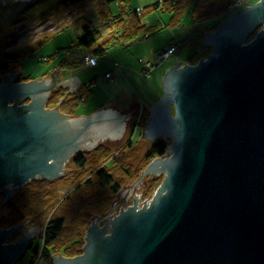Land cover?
I'll return each instance as SVG.
<instances>
[{
	"label": "water",
	"instance_id": "water-1",
	"mask_svg": "<svg viewBox=\"0 0 264 264\" xmlns=\"http://www.w3.org/2000/svg\"><path fill=\"white\" fill-rule=\"evenodd\" d=\"M226 17L203 33L213 52L175 62L159 101L141 106L140 117L150 112L141 136L171 138L170 156L151 159L116 199L124 203L149 172L165 173L150 204L138 208L134 195L102 225L92 215L82 252L55 253L56 264H264V0ZM18 73L0 82V205L31 179L61 177L69 158L99 139L116 146L137 109L118 100L69 116L45 106L57 70L38 81H15ZM27 220L0 228V264H13L39 231L34 223L7 242Z\"/></svg>",
	"mask_w": 264,
	"mask_h": 264
},
{
	"label": "rangeland",
	"instance_id": "rangeland-1",
	"mask_svg": "<svg viewBox=\"0 0 264 264\" xmlns=\"http://www.w3.org/2000/svg\"><path fill=\"white\" fill-rule=\"evenodd\" d=\"M34 1L36 0H0V17H3V20L5 21H9L11 20V16L17 14L20 11H23L29 4L33 3ZM158 1L160 2V0H128L127 5L125 6V3L122 0H112L106 4L103 3L102 0H84L77 5H73L70 8L61 10L57 14L48 16L42 23L37 25L34 24L33 20L27 21L25 23L19 22V24L17 22L15 24L16 33L14 42L18 45L20 43H26L29 40L37 39L45 33H48V35L50 36V38L46 40L42 46L38 47L31 56H28L27 58L22 60V64L21 66L19 65L18 69L22 72V75L24 77L28 76L30 77L29 80L32 79L33 81L42 80L46 73L51 74L54 69H67L69 71L74 70V75L77 73L80 74L78 76V79L82 84L86 83L88 79L91 78L90 73L93 74L95 72L97 74L96 81L93 84H89V86H93L92 88H90L92 91L90 89L89 91L87 89L85 90L90 93V98H88L89 100L87 99L88 101L86 100L85 102H80L76 107H69L73 110V116L76 117L78 115H89L95 109L101 108L104 105H109V103L117 102L118 100L123 101V104L125 105L124 100H127L128 98L130 103H126V108H137L135 109V111H129V116H132V119L129 120L127 124L126 128H128V125L134 118L139 119L142 111V107L136 106L137 104L133 102L134 99H137L136 102L139 103L141 99L144 100L145 102L143 104L145 105L150 104L149 107L146 106V108L150 110L153 104L159 101L161 97L160 95H163L164 93L162 84L167 70L171 69L177 61H179V65H183L186 63L194 64L188 62L190 61V58L195 52H200V50L206 48V44L203 43L204 40H201L202 37L197 32V29H199L200 26L204 25L206 28H208L216 21L212 20L203 23H199V21H191L192 19L190 16V5H194V1H191L187 6L183 7V9L181 10V17H179L178 21L173 20V18L175 17L174 9L162 12L161 10L152 7V4ZM200 2L201 4H205L203 0H200ZM251 3L254 4L251 0H237V4L233 6L230 12H238L243 9V7L250 5ZM143 7H145L146 10L141 16L142 23L151 26L150 28L152 33L147 32L146 35L142 33L143 35L139 36L137 39H133L132 41L126 42L121 40L116 44L113 43L111 45L112 47L109 46L106 53L96 55L98 61L96 67H87L82 58L84 53L83 48L73 46L77 34L81 33L83 30V25L89 21H93V18L101 15V13H107L109 16H116L119 14L121 17L126 18L128 12L138 10L137 13L139 14L140 10ZM171 14L174 16H172ZM219 19H221L222 21L223 17H219ZM221 21H219V23ZM104 22L105 21L102 20H99V22L97 23L94 21V27L92 28L93 31H98L105 34L107 32H113L114 30H116L115 26L113 27V25H110L112 23L111 21H108L106 23ZM170 45L174 46L175 51L168 56L160 57L158 53H160L162 49L168 48ZM150 46L153 48L152 50H150ZM112 48H114V50H112ZM212 50H210L204 57H201L198 60L208 57L210 53L213 52ZM118 51H120L121 53L119 54ZM85 52V54H89V52ZM150 54L152 57L151 59H149ZM139 60H141V62ZM114 62H116V64H120V67L115 68L112 64ZM142 62L145 63L144 67L146 68H148L147 66H150V63H152L153 66L148 68L151 72L150 74L149 70L148 73L145 74L140 71L142 65L140 63ZM127 63H129L130 65ZM64 64H67V66L62 67ZM110 64L112 65L111 67L115 68L116 73L114 72L112 76H107L106 78L104 75L107 66H109ZM64 77L67 78L66 76H63V78ZM63 78L60 80H63ZM74 107L76 109H74ZM171 108V113L174 114L173 107ZM143 112H145L143 113L144 121H149L150 112L145 108L143 109ZM143 116H141V119H139L140 123H138V121L136 122L135 130V126L132 127L133 135L131 139L132 141L137 142L138 152L135 155L138 160H143V156L152 142V140L148 139L146 136H141ZM167 139L171 141V144L172 139ZM104 141L105 140L100 141L94 146L96 147L97 145L102 144L109 147L112 152L120 150L128 141L127 129L125 130L123 137L120 139V142L116 146L104 144ZM94 146L89 150L85 149V151H91L95 148ZM165 156L169 157L170 154H167ZM150 161H148V163ZM66 163L64 165V167L66 168L64 172H67L68 170L66 167ZM148 163L143 167V169L148 165ZM137 164H140V162H138ZM141 174L142 170L140 172V175L136 178H133V180L139 178ZM164 176L165 173H155L154 177H157V183L154 184L152 186L153 189L149 191H146L147 183L148 180L153 177V173L149 172L148 174L143 176V178H141L136 184L139 186L136 187L133 192H129V195L127 196L124 203L123 199H120L119 201L118 199H116L118 197L116 193L113 197V200H115L112 201L113 203L118 201V204H115L110 209V212H117L120 208L127 209L134 202V195H137V204L138 208H140L146 198L151 199L153 197L154 191H156L155 189L159 187ZM133 180L126 179L120 190H122L124 186H130ZM59 191L60 195L62 196V194L71 191V187H60ZM100 192L101 189L94 192L89 191L85 194L78 192L79 201L75 205L82 206L83 208L82 215L86 221V226L83 230L84 235L86 233L87 226L92 223V215H104L103 213L107 211L106 210L102 212L99 210H94V207L96 206L94 198ZM0 211V218L7 216L8 212H6L1 207V205ZM56 213L60 214L59 211H56ZM50 216V213H48L45 218L40 217L39 221L33 220L32 217L26 218L28 220L25 222L21 230L9 237L7 239V242L16 240L21 232H27V227L31 226L34 223L37 224L39 231L34 234L35 238L33 237V241H39L37 235L42 232L44 225L46 224V221ZM37 222H39V224ZM31 254L32 252L30 248H27L21 264H31L29 262ZM33 264L49 263L45 257H40L34 259ZM53 264L56 263L53 261Z\"/></svg>",
	"mask_w": 264,
	"mask_h": 264
},
{
	"label": "trees",
	"instance_id": "trees-1",
	"mask_svg": "<svg viewBox=\"0 0 264 264\" xmlns=\"http://www.w3.org/2000/svg\"><path fill=\"white\" fill-rule=\"evenodd\" d=\"M83 1L36 0L23 11L11 16L9 21H5L3 17H0V82L4 74L18 69L23 59L31 56L38 47L50 38L48 33H45L37 39L18 45L14 42L15 24L17 22L19 24V22L25 23L33 20L34 24L37 25L42 23L48 16L57 14L61 10ZM110 1L112 0H102L105 4ZM122 1L126 6L128 0ZM191 1H194V5H190L191 21L203 23L216 20L208 28L200 26L197 29L199 34L216 30L219 21H221L219 17L224 19L227 12L237 4V0H203L205 4H201L200 0H160V2L152 4V7L162 12L174 9L175 17L173 20L178 21L181 17V10ZM251 1L254 3L257 0ZM145 10L146 8L143 7L139 14L137 13L138 10L128 12L126 18L121 17L119 14L109 16L107 13H101V15L94 17L93 21L83 25V30L77 34L73 46L83 48L84 51L96 57V55L106 53L113 43L116 44L121 40L132 41L143 34L146 35L147 32L152 33L151 26L142 23L141 16ZM99 20L105 21L104 23L111 21L110 25L115 26L116 30L105 34L93 31L94 21L97 23ZM258 28L249 35L248 39L252 38ZM201 40H203V36ZM212 49L211 45H206L205 49L195 52L188 62L195 63ZM29 79L30 77H24L22 72L19 71L15 81ZM81 95L80 91L66 93L62 88L54 87L50 90L45 106L52 108L58 105L61 112L71 113L69 116H73L72 108H68L66 105L71 103V107L76 106L78 104L76 99H79ZM137 121L140 123L139 119L134 118L126 128L128 141L120 150L112 152L109 147L99 144L91 151H77L67 161L66 167L68 170L62 173L61 177L31 179L1 204V207L8 214L6 217L0 218V228L19 224L28 217L39 221L40 217L45 218L50 213L51 216L46 221L42 232L37 235L39 241L34 242L32 240L27 245V248H30L32 252L29 258L31 264L34 263V259L40 257H45L49 264H53L52 256L55 253L74 257V255L82 252L85 242L83 230L86 221L82 215V206L75 205L79 201L78 192L85 194L89 191L94 192L101 189V192L94 198L96 202L94 210L104 212L109 209L114 195L120 190L126 179L133 180V178L138 177L148 161L166 154L171 141L165 136H160L152 140L143 156V160L137 159L135 155L138 152L137 142L131 139L133 135L132 127L136 125ZM135 128L136 126L134 130ZM138 162L140 164H137ZM156 183L157 177L150 178L146 191L153 189L152 186ZM67 186L71 187V191L61 196L60 187L65 188ZM56 211H59L60 214H57ZM105 213L107 211L103 214ZM37 223L39 224V222ZM25 253L26 250L13 264H21Z\"/></svg>",
	"mask_w": 264,
	"mask_h": 264
},
{
	"label": "crops",
	"instance_id": "crops-1",
	"mask_svg": "<svg viewBox=\"0 0 264 264\" xmlns=\"http://www.w3.org/2000/svg\"><path fill=\"white\" fill-rule=\"evenodd\" d=\"M232 12H234V11H232ZM235 12H237V11H235ZM231 12L230 11H228L227 12V14L226 15H228V14H230ZM204 27H205V25H204ZM205 33V32H204ZM199 35H201V37L202 36H204L203 34H199ZM203 40H204V37H203ZM112 47V46H111ZM110 47V48H111ZM153 48L150 46V50H152ZM112 50H114V48H112ZM84 53H83V60H84V55H85V51H83ZM107 52V51H106ZM119 52V54L121 53L120 51H118ZM152 57H151V54H150V57H149V59H151ZM140 62H141V60H139ZM85 62V61H84ZM98 62V61H97ZM96 62V65H93V66H97V63ZM148 62V61H147ZM85 64V63H84ZM113 64V66L115 67V68H118V67H120V64H116V62H114V63H112ZM127 64H129V63H127ZM140 64H142L141 65V72L142 73H144L145 74V71H144V64L145 63H140ZM147 64V63H146ZM87 67L89 66L88 64H85ZM130 65V64H129ZM150 65H152V63L150 64ZM64 66H67V64H64L62 67H64ZM93 66H89L90 68L91 67H93ZM112 65L110 64L109 66H107V69H106V72H105V77L107 78V76H112L113 74H114V72L116 73V71H115V68L114 67H111ZM129 68V67H128ZM82 70V69H81ZM47 72H49V71H47ZM72 73V74H71ZM151 72H150V70H149V74H150ZM140 74V73H139ZM80 74H75L74 75V70H71V71H69V70H67V69H60V70H58L57 69V78L58 79H56L57 80V82H56V84H55V88L57 87V88H62L66 93H68V92H78V91H80V93L82 94L81 95V97L79 98V99H76L77 100V103L79 104L80 102H85L88 98H90V93L88 92L89 91V89L90 88H92L91 86H89V84L90 83H95V81H96V77H97V74L94 72L93 74H91L90 73V79H88V81L86 82V83H84V84H82L81 83V81L78 79ZM63 76H66L67 78H63ZM69 76V77H68ZM146 76H150V75H146ZM44 77H52V75L51 74H47L46 73V75L44 76ZM88 77V76H87ZM63 78V80H60V79H62ZM82 82H83V80H82ZM89 82V83H88ZM95 85V84H94ZM88 90V91H85V90ZM91 90V89H90ZM92 91V90H91ZM88 92V93H87ZM89 100V99H88ZM87 100V101H88ZM136 100L137 99H134V101L133 102H135L137 105L136 106H138V107H141L142 105H144V107H146V106H148L149 107V105H145V104H143L145 101L144 100H142L141 99V101H140V103L139 102H136ZM125 101V105L127 106V104L128 103H130V101H129V99L127 98V100L125 99L124 100ZM127 103V104H126ZM77 104V105H78ZM72 104L70 103V104H68V105H66L68 108L71 106ZM76 105V106H77ZM75 106V107H76ZM125 106V107H126ZM73 107V106H72ZM74 107V109H76ZM91 112V111H90Z\"/></svg>",
	"mask_w": 264,
	"mask_h": 264
},
{
	"label": "built area",
	"instance_id": "built-area-1",
	"mask_svg": "<svg viewBox=\"0 0 264 264\" xmlns=\"http://www.w3.org/2000/svg\"><path fill=\"white\" fill-rule=\"evenodd\" d=\"M237 3V2H236ZM175 51V48L173 45L169 46L168 48H165L164 50H162L159 54L160 57H163V56H168L170 54H172L173 52ZM84 61L86 64H88L89 66H93V65H96V62H97V57H95V55H92V54H85L84 55ZM148 64V63H147ZM151 64V63H150ZM149 64V65H150ZM148 68L152 67V65L150 66H147ZM148 68H144V71L145 73H148ZM153 198V197H152ZM151 199H148L146 198L144 201H145V205H149L150 204V201L152 200ZM144 201L142 203V205H144ZM141 205V206H142Z\"/></svg>",
	"mask_w": 264,
	"mask_h": 264
},
{
	"label": "bare ground",
	"instance_id": "bare-ground-1",
	"mask_svg": "<svg viewBox=\"0 0 264 264\" xmlns=\"http://www.w3.org/2000/svg\"><path fill=\"white\" fill-rule=\"evenodd\" d=\"M92 140V138H88V139H85L83 142H82V144H86L87 142H89V141H91ZM103 140H105V137L104 138H101V139H99L98 141H97V143L98 142H100V141H103ZM155 192V191H154ZM122 209V208H121ZM120 210V209H119ZM119 210L116 212H114V215L115 214H118V212H119ZM107 213H111L110 212V210L109 211H107ZM107 213H105V214H107ZM105 214L104 215H102V214H99V215H101V217H105ZM113 214V212L110 214V216ZM103 223H102V221H101V218L99 219V225H102ZM85 237V236H84ZM60 254V253H59ZM62 256H64V255H62ZM75 256V255H74ZM66 257H72V256H66ZM52 261H53V258H52Z\"/></svg>",
	"mask_w": 264,
	"mask_h": 264
},
{
	"label": "flooded vegetation",
	"instance_id": "flooded-vegetation-1",
	"mask_svg": "<svg viewBox=\"0 0 264 264\" xmlns=\"http://www.w3.org/2000/svg\"><path fill=\"white\" fill-rule=\"evenodd\" d=\"M26 102H28V101H26ZM0 196H1V194H0ZM110 214L111 213H107V214H105V216H110ZM101 220H102V223H103V217H101Z\"/></svg>",
	"mask_w": 264,
	"mask_h": 264
},
{
	"label": "clouds",
	"instance_id": "clouds-1",
	"mask_svg": "<svg viewBox=\"0 0 264 264\" xmlns=\"http://www.w3.org/2000/svg\"><path fill=\"white\" fill-rule=\"evenodd\" d=\"M164 49H165V48H164ZM164 49H162V50H164ZM162 50H161V51H162ZM152 66H153V65H152ZM144 68H145V67H144ZM148 70H149V69H148ZM49 93H50V92H49ZM164 156H165V155H164ZM34 238H35V237H34Z\"/></svg>",
	"mask_w": 264,
	"mask_h": 264
}]
</instances>
